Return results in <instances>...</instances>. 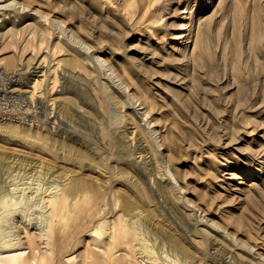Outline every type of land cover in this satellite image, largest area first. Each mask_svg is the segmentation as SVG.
<instances>
[{
  "label": "rangeland",
  "instance_id": "1",
  "mask_svg": "<svg viewBox=\"0 0 264 264\" xmlns=\"http://www.w3.org/2000/svg\"><path fill=\"white\" fill-rule=\"evenodd\" d=\"M3 27L0 68L25 87L55 72L33 96L43 123H0L1 259L264 264V0H0ZM61 190L91 209L51 251ZM117 224L130 247L109 254Z\"/></svg>",
  "mask_w": 264,
  "mask_h": 264
},
{
  "label": "bare ground",
  "instance_id": "2",
  "mask_svg": "<svg viewBox=\"0 0 264 264\" xmlns=\"http://www.w3.org/2000/svg\"><path fill=\"white\" fill-rule=\"evenodd\" d=\"M151 3V2H150ZM22 11L24 10L26 14L28 15H31V14H34L31 13V9H27L26 7H22L21 9ZM166 14V13H165ZM163 15V14H162ZM34 16V15H33ZM43 16V15H42ZM160 16V15H159ZM40 17V16H38ZM157 17V16H156ZM154 17V15H152V18H156ZM29 18V17H28ZM27 18V19H28ZM158 18V17H157ZM163 18V16H162ZM44 19V18H43ZM46 19V18H45ZM150 18H148L149 20ZM160 19V17H159ZM23 22V21H22ZM29 22V21H28ZM40 22V21H39ZM147 22V21H146ZM34 23V22H33ZM28 24V23H27ZM43 24V23H42ZM24 25V24H23ZM41 26V24H40ZM33 27V26H32ZM41 28V27H40ZM45 28V27H44ZM43 28V29H44ZM31 29V28H30ZM38 30V29H37ZM7 31L6 28H1V31H0V34H3ZM30 31V30H29ZM35 31V30H34ZM41 31V30H39ZM37 34V32H36ZM41 34V33H40ZM161 38V37H160ZM162 39V38H161ZM11 59V58H9ZM13 61V60H12ZM12 61L10 60L9 62L12 63ZM59 63V62H57ZM52 64H55L52 63ZM44 67V68H43ZM52 68V67H51ZM52 71H54V68L53 69H50V67H47V66H35L34 69L32 70V72L29 73L28 76H30V82L28 83L29 85H27L26 87L27 88H23L24 92H28L31 97L34 96L35 93L37 92H40L42 89H46V87H48V85H45L46 82H49L50 80L53 81L54 79V75L52 74ZM55 72V71H54ZM29 81V80H28ZM54 83L52 82V85ZM140 86V85H139ZM64 87V86H63ZM65 90V89H64ZM73 90V89H72ZM76 91V90H75ZM72 92V91H71ZM86 93V92H85ZM67 95V94H66ZM47 102V101H46ZM71 103L73 104V101L71 100H67V101H64L63 104H64V107L68 113L69 111V106H71ZM63 109V108H62ZM64 110V109H63ZM65 111V110H64ZM66 113V114H67ZM70 114V113H69ZM9 124H12V123H9ZM15 125V124H14ZM18 126V125H17ZM131 133V132H130ZM128 136V135H127ZM142 137V136H141ZM140 138V137H139ZM141 139V138H140ZM142 140V139H141ZM136 141V140H135ZM143 142V141H142ZM139 146V145H138ZM143 146V145H142ZM141 146V147H142ZM140 147V146H139ZM144 148V147H143ZM147 148V147H146ZM145 148V149H146ZM137 150V149H136ZM147 151V150H146ZM142 152V150H141ZM143 153V152H142ZM127 156V155H126ZM143 156V155H142ZM142 158V157H141ZM150 160V159H149ZM152 160V159H151ZM151 162V161H150ZM4 163V161H3ZM6 165V164H5ZM149 165V164H148ZM4 167V166H3ZM1 168V167H0ZM74 180V179H73ZM72 183V180H70ZM76 181V179H75ZM80 182V181H78ZM69 183V182H68ZM82 184L84 182H81ZM85 184V183H84ZM70 186V185H69ZM82 186V185H81ZM85 187H88L87 185H84ZM67 187V186H66ZM77 187H80L77 186ZM83 187V186H82ZM81 188V187H80ZM90 188V186H89ZM98 188V187H97ZM162 188V187H161ZM66 189V188H65ZM69 189V188H68ZM93 189V187H92ZM74 190V188H73ZM77 190V189H76ZM80 190V189H78ZM82 190V189H81ZM100 189H94L93 191L90 189V191H92V195L90 196L89 194H87V196L89 195V197H92L93 201L95 203L99 202L100 203V200L102 198V196H105V195H102V193L99 191ZM75 191V190H74ZM89 191V192H90ZM88 192V193H89ZM79 193V192H78ZM83 194V193H82ZM86 194V193H85ZM83 194L79 196H76V197H72V201H69L71 198L69 197V193H67L66 191H60L58 193H54V194H51L47 197V200H46V204H47V212H48V216L50 218V226L49 228H46L48 229L46 234H44V241L42 243H44V245L47 247V249L51 250V251H58L60 250L62 247H64V245H66V243L68 242V236H66V226H67V222H64L65 218L68 216H71L68 217V220L71 219L72 221V224L73 222H76L77 219H82L84 218L87 214H89V210L91 209L90 204V198L88 199L87 196ZM91 194V192H90ZM105 194V193H104ZM69 199V200H68ZM129 202V201H128ZM127 204V203H126ZM129 205V203H128ZM133 205V204H132ZM124 206V205H122ZM103 207V206H102ZM105 207V206H104ZM125 207V206H124ZM132 208L135 206H131ZM125 211V210H124ZM102 212V211H101ZM123 212V210H122ZM109 213V212H108ZM97 215V214H96ZM67 219V218H66ZM49 220V219H48ZM78 220V221H79ZM70 222V221H69ZM68 222V224H69ZM47 225H49L47 223ZM116 225V224H115ZM74 226V225H73ZM134 226V224H133ZM135 227V226H134ZM45 228V229H46ZM113 231L111 232H108L107 233V241H106V244H107V251L108 253L110 254L112 251H114L115 249H128V247H130V237L133 233H131V227H128V226H125V225H121V224H117V226H115V228H113ZM136 229V228H135ZM42 231H45V230H42ZM23 233V232H22ZM26 233V232H25ZM88 234V233H87ZM68 235V234H67ZM72 235V234H71ZM70 235V236H71ZM91 236V235H90ZM39 237V236H38ZM96 237V236H95ZM140 237V235H139ZM34 238V237H33ZM31 238L30 236L28 237L27 236V243H28V246L31 247H35L33 246L34 245V239ZM37 238V237H36ZM43 238L42 236L40 238H37V240ZM25 239V238H24ZM70 239V237H69ZM7 240V239H6ZM77 240V239H76ZM98 240V239H96ZM135 240V239H134ZM5 242V241H4ZM73 242V241H72ZM138 243V241H136V243H133L134 246H136V244ZM100 244H102L100 242ZM11 245H16L15 244H11ZM89 245V244H88ZM174 245V244H173ZM172 245V246H173ZM27 246V244H26ZM85 247V246H84ZM104 247V246H102ZM106 248V247H105ZM105 248H102V249H105ZM2 249V248H1ZM10 249V248H9ZM12 249V248H11ZM15 249V248H14ZM13 249V250H14ZM136 250H140V248H136ZM6 251V250H5ZM1 252V251H0ZM8 252H11V251H8ZM120 252V251H119ZM140 252V251H139ZM141 252H145L144 250H142ZM7 253V252H6ZM12 254V253H11ZM144 254V253H143ZM8 255V254H7ZM105 255V254H104ZM142 255V254H141ZM1 256V255H0ZM15 255H11V256H7L6 258L4 259H1L0 258V264H28V261H29V257L30 256H26L24 259L21 260V262H17L15 260ZM61 257V256H60ZM141 257V256H140ZM145 257L147 258V260H152L150 258V256L145 254ZM116 259V258H115ZM90 260V259H89ZM144 260V259H143ZM91 261V260H90ZM40 262H42V260L40 259ZM61 262V260H60ZM59 262V264H60ZM92 263V262H91ZM58 264V263H57Z\"/></svg>",
  "mask_w": 264,
  "mask_h": 264
},
{
  "label": "built area",
  "instance_id": "3",
  "mask_svg": "<svg viewBox=\"0 0 264 264\" xmlns=\"http://www.w3.org/2000/svg\"><path fill=\"white\" fill-rule=\"evenodd\" d=\"M24 79L18 70L0 68V123L37 126L46 120V110L23 91Z\"/></svg>",
  "mask_w": 264,
  "mask_h": 264
}]
</instances>
